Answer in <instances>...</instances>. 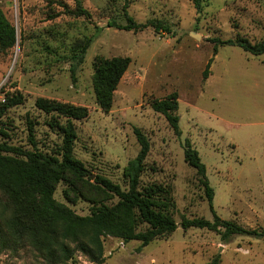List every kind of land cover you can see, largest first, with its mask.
<instances>
[{
	"label": "rangeland",
	"instance_id": "rangeland-1",
	"mask_svg": "<svg viewBox=\"0 0 264 264\" xmlns=\"http://www.w3.org/2000/svg\"><path fill=\"white\" fill-rule=\"evenodd\" d=\"M90 16H75L76 0H0L17 30L14 47L0 50V101L7 93L24 97L0 117V140L30 148L28 120L34 122L38 146L51 152L62 136L52 117L36 106L38 97L87 106L89 116L75 120L74 154L89 174L84 193L71 194L60 181L55 197L85 215L98 189L96 175L126 187L124 167L139 151L134 127L149 137L150 153L142 183L170 184L176 202L175 231L139 249L140 241L104 237L103 263L76 250L63 264H264V238L234 235L224 242L208 228L184 229V217L213 219L196 170L184 158L189 138L214 188L213 207L224 219L264 229V53L254 55L238 45H219L214 38L264 37V0H81ZM126 12L136 22L159 20L170 31L148 25L142 30L109 26L126 24ZM199 34L196 38L192 33ZM91 36L75 80L70 68L72 45ZM97 55L130 56L132 61L114 94L109 112L97 103L93 62ZM212 59L210 74L203 70ZM179 94L180 128L175 135L151 100ZM64 123L65 119L60 118ZM106 200V199H105ZM115 203L117 197L106 200ZM0 264H50L33 247L0 253Z\"/></svg>",
	"mask_w": 264,
	"mask_h": 264
},
{
	"label": "trees",
	"instance_id": "trees-1",
	"mask_svg": "<svg viewBox=\"0 0 264 264\" xmlns=\"http://www.w3.org/2000/svg\"><path fill=\"white\" fill-rule=\"evenodd\" d=\"M196 8H201L202 0H192ZM128 0H126L125 8ZM75 16H90L81 0H76L74 9L66 8ZM126 24L109 21V26L127 30H142L152 25L156 31L169 30L167 24L159 20L136 22L127 12ZM92 37L72 45V78L75 80L77 66L84 60ZM17 42V30L5 11L0 7V50L5 52ZM232 44L242 47L254 55L264 53V37L256 42L247 37L220 39L214 38V52L219 45ZM213 58H210L203 70L204 79L210 74ZM132 58L116 55L105 57L97 55L93 66V88L97 103L104 112H109L117 89ZM21 93H7L0 101V117L8 109L22 103ZM36 106L51 115L52 126H58L62 141L56 150L44 151L38 146L34 134V122L28 120L30 148H24L0 140V253L6 250L16 251L24 246L33 247L48 263L63 264L74 257L76 250L86 254L92 261L103 263L104 237L114 236L124 242L140 241L139 249L156 238L176 230L178 223L174 217L176 202L170 184L152 181L142 183V174L146 170V159L150 153L151 143L148 135L139 127H134V134L139 143L137 155L130 159L124 167L123 176L126 187L115 183L103 175L95 176L97 188L89 214H78L65 202L55 197L60 181H66L70 188L65 193H84L83 182L91 183L83 163L75 157L74 143L77 138L75 120H83L89 116L87 106L76 105L56 99L38 97ZM151 107L165 115L175 135L180 136L179 94L172 91L162 98L151 100ZM64 118L65 122H60ZM185 161L195 168L202 183L206 198L213 212V219L205 217H184L181 225L208 228L221 235L228 242L234 235H247L264 238L262 227H245L234 219L220 217L214 207V188L207 175L206 164L198 150L193 147L189 138L184 144ZM86 177H88L86 179ZM117 197V201L108 204L106 200ZM106 199V200H105ZM220 258L215 256L208 264H219Z\"/></svg>",
	"mask_w": 264,
	"mask_h": 264
},
{
	"label": "water",
	"instance_id": "water-1",
	"mask_svg": "<svg viewBox=\"0 0 264 264\" xmlns=\"http://www.w3.org/2000/svg\"><path fill=\"white\" fill-rule=\"evenodd\" d=\"M192 34H193V36H195L196 38L199 37V34H196V33H194V32H193ZM90 176H91V177H94L93 174H90Z\"/></svg>",
	"mask_w": 264,
	"mask_h": 264
}]
</instances>
